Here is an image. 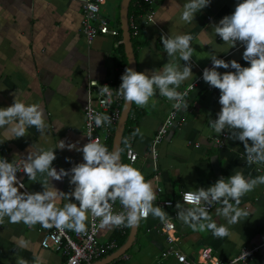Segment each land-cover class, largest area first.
I'll list each match as a JSON object with an SVG mask.
<instances>
[{
  "label": "crops",
  "instance_id": "0c3cea01",
  "mask_svg": "<svg viewBox=\"0 0 264 264\" xmlns=\"http://www.w3.org/2000/svg\"><path fill=\"white\" fill-rule=\"evenodd\" d=\"M81 2L82 0H0V108L11 106L15 100L26 105L37 104L43 109L46 123L43 135L35 127H31L27 129L26 136L18 138H14L10 126L0 128V154L8 162H18L22 166L31 146L32 151L54 148L56 159L52 166L57 171L60 168L70 170L73 165L83 162L81 152L55 147L59 140L84 145L83 108L88 80H107L120 73L122 75L125 67H128L120 27L122 0H106L100 7L102 18L117 23L114 28L118 35H98L90 46L81 32ZM186 2L187 0H155L153 19L146 22L141 17L143 21L137 27L138 32L131 35L135 37L134 43L132 39L131 42L136 71L149 75L152 70L161 69L168 61L179 64L181 69L186 63L178 57L167 56L162 35L193 36V74L177 89L181 93L205 67L212 65L210 55L213 52L217 58L226 62L234 59L242 67L249 66V62L243 59L244 45L237 42L236 47L228 48L215 35L212 27L225 15L232 14L241 0H210L207 7L195 14L192 23L180 20L183 4ZM107 3L110 16L105 14ZM132 8L133 4L129 2L127 18L131 16L129 12L131 13ZM129 31L131 32L130 28ZM120 43L123 45L122 50L117 46ZM217 71L223 74L235 70L229 67L218 68ZM219 96V89L210 87L203 80L187 93L185 99L188 109L177 111L175 126L158 146L155 161L148 156V150L157 128L172 109L173 101L157 93L145 107L132 103L134 111L130 117L134 122L133 132L127 136L123 149L121 138V161L128 164L124 150L127 145L132 146L138 154L133 167L144 174L145 180L150 181L157 192L154 206L156 204L162 207L160 204L164 200L174 202L172 206L162 208L166 212V218L174 223L173 235L176 239L173 243H167L163 234L158 232L163 220L149 215L137 225L135 237L126 250L103 264H178L173 257H160L161 251L170 247L197 259L199 250L210 246L213 256L225 260L236 255L244 246L264 242V185L257 186L241 198L240 207L246 208L249 216L240 223L227 225L225 218L216 214L219 206L208 211L214 222L229 228V236L223 239L213 237L207 230L194 231L173 216V213L177 215L175 205L180 202L179 196L183 190L207 188L220 177L227 179L237 170H242L246 178L264 175V164L248 166L246 160L242 159L245 153L242 142L226 138L222 146L214 143V138L220 135L210 127V121L217 118L221 109ZM123 104L124 101L122 106ZM136 129L142 135L133 136ZM113 137L114 132L111 151ZM66 157L71 158L70 161ZM18 178L24 184V189H19L21 192L43 191L39 181H43L44 176L38 174L37 181L33 182L21 172ZM49 181L54 187L49 184V190L63 193L74 190V185L69 184V177H64L62 181L49 178ZM69 202L78 203L74 198L70 197L69 201L65 196H58L55 205L62 208ZM182 206L190 207L186 204ZM38 227L39 224L33 228L23 223L11 224L5 217L0 224V264H16L17 256L23 257L28 264H61L65 260L62 250L54 246L41 247L42 236ZM130 230L131 227H125L123 233L114 237L118 247L94 263L104 261L121 249ZM113 234L114 227L101 228L99 239L105 241L112 238ZM21 242L26 247L18 248ZM124 255L128 258L125 259ZM237 264H264V245L250 259Z\"/></svg>",
  "mask_w": 264,
  "mask_h": 264
},
{
  "label": "clouds",
  "instance_id": "9594fccd",
  "mask_svg": "<svg viewBox=\"0 0 264 264\" xmlns=\"http://www.w3.org/2000/svg\"><path fill=\"white\" fill-rule=\"evenodd\" d=\"M209 4L210 0H187L183 4L180 20L192 23L195 14ZM212 27L215 35L228 48L236 47L237 42L244 45L243 59L249 62V66L242 67L234 59L226 62L217 58L215 52L210 55L212 67L203 69L202 79L210 87L219 89L221 105L217 118L210 121V127L218 135L227 132V139L243 143L245 153L242 159L246 160L248 166L264 164V0H241L232 14L225 15ZM161 40L169 58L178 57L186 62L183 68L168 61L149 75L126 67L116 95L126 103L145 107L158 93L173 101L172 107L176 111H186L187 92L181 93L177 89L193 74V36L162 35ZM229 67L235 71L223 74L217 71L218 68ZM100 93L107 95L106 103L112 102L110 87H101ZM88 118L94 121L96 127L111 124V118L105 114L90 113ZM5 126H10L14 138L26 136L27 129L31 127L43 135L46 130L43 109L37 104L26 105L15 100L11 106L0 108V128ZM138 134L142 135L136 129L133 136ZM88 137L89 142L83 146H78V142L59 140L55 147L83 154V162L73 165L70 170L60 168L57 171L52 166L56 159L54 148L32 151L31 146L22 166L0 158V224L7 217L11 224L23 223L29 228L40 224L44 228L55 227L61 231L67 229L83 234L87 230L89 215L99 219L101 228L134 227L149 215L164 220L166 212L162 207L154 206L157 192L151 182L145 180L144 174L132 165L122 163L120 149L109 151L99 140H93L90 135ZM65 159L70 161L71 158ZM19 171L33 182L37 181L38 174L44 176V180L39 181L43 191L21 192L19 189L24 188V184L17 178ZM64 177H69V184L74 185L73 191L63 193L49 190V178L62 181ZM259 185H264V175L246 178L242 170H237L227 179L220 177L207 188L183 192V203L177 202L175 205L178 210L176 217L194 231L207 230L213 237L223 239L229 236V228L214 222L208 207L219 204L221 207L216 209V214L225 218L227 225L240 223L249 216V211L240 207L241 198ZM58 196H65L69 201L70 197L74 198L78 203L69 202L62 208L56 207ZM116 202H119L122 211H114ZM184 204L190 207H183ZM17 247L24 248L26 245L21 242ZM16 264H28V261L17 256Z\"/></svg>",
  "mask_w": 264,
  "mask_h": 264
},
{
  "label": "built area",
  "instance_id": "2783aa9c",
  "mask_svg": "<svg viewBox=\"0 0 264 264\" xmlns=\"http://www.w3.org/2000/svg\"><path fill=\"white\" fill-rule=\"evenodd\" d=\"M106 0H82L81 2V32L85 38V41L88 46H90L94 39L98 35H118V31L111 27L107 21L100 16V7L105 3ZM138 2L144 3L146 9L143 14V19L151 21L154 17V2L155 0H138ZM128 25L131 30V35H136L138 28L135 22L133 15L128 18ZM220 38V37H219ZM210 65L208 68H211ZM201 73L193 80L187 87L184 89V92L192 91L200 82H202ZM121 73L118 75L112 76L107 80L99 81L96 79L88 80L86 84V103L83 108L84 113V124H83V135H84V144L89 142V135L93 140H99L100 143L104 144L109 151L111 147L109 145V138L113 136V132L118 123L123 98L116 95V90L119 88L121 83ZM103 86H108L113 92L112 102L106 103L107 95H101L100 88ZM105 114L111 118V124H105L103 127H96L94 121L89 120V114ZM178 112L172 107L169 114L165 120L157 128L151 145L148 150V156L156 160L158 156V146L164 141L168 132L175 126L177 120ZM227 138V132L223 135L214 138V143L218 146H222L224 139ZM124 155L128 164L134 166L138 160V154L133 149L132 146L127 145L124 150ZM0 158H3L0 154ZM4 159V158H3ZM15 165L21 166L18 162H14ZM22 171L17 172V178ZM19 180V178H18ZM20 181V180H19ZM24 189V188H23ZM192 191V190H183L180 192L179 200L183 203V192ZM28 192V191H27ZM194 192V191H193ZM230 203H232L230 201ZM174 202L172 200H164L161 202L162 207L172 206ZM221 207L219 204H213L208 207V211H212L217 207ZM113 209L116 212L122 211V207L119 202H116L113 205ZM173 216H176V213H173ZM86 232L83 234H77L71 230H58L55 227L44 228L39 224L38 231L41 233L40 245L43 248L57 247L62 250V255L65 260L61 264H92L96 260H99L107 252L118 247L117 241L115 238H109L105 241H101L99 226V219L91 217L87 220ZM125 226L114 227V230H118L121 233L124 232ZM158 232L163 234L164 239L167 243H173L175 237L174 232V223L170 219H164L158 228ZM262 244L244 246L240 251L232 256L229 259H218L213 256L212 247L206 246L199 250L197 259L188 257L182 251L170 247L161 251L160 257L166 258L168 256L173 257L178 264H237L240 262H245L250 259L253 254H255ZM125 259L128 258L127 255L123 256Z\"/></svg>",
  "mask_w": 264,
  "mask_h": 264
},
{
  "label": "water",
  "instance_id": "95a60500",
  "mask_svg": "<svg viewBox=\"0 0 264 264\" xmlns=\"http://www.w3.org/2000/svg\"><path fill=\"white\" fill-rule=\"evenodd\" d=\"M130 0H122L121 6H120V27L122 30V37H123V45L125 48V54L127 57V62H128V67H132L135 71L137 69L136 67V60H135V55L132 49V42H131V33L129 31V25H128V18H127V12H128V5H129ZM107 23L111 27H116L117 23L111 19H106ZM132 103H126L124 101V104L121 109L120 117L118 120V123L116 125L115 131H114V137H113V143H112V150L114 149H120L121 145V138H122V133L131 109ZM137 231V226L131 227L129 237L124 244V246L117 250L114 254L110 255L107 259L104 261L92 263V264H103L104 262H107L111 260L112 258H115L119 255H121L126 248L129 246V244L133 241L135 234Z\"/></svg>",
  "mask_w": 264,
  "mask_h": 264
},
{
  "label": "trees",
  "instance_id": "16d2710c",
  "mask_svg": "<svg viewBox=\"0 0 264 264\" xmlns=\"http://www.w3.org/2000/svg\"><path fill=\"white\" fill-rule=\"evenodd\" d=\"M130 3L133 4V8L131 10V13L129 12V15H133V17L135 19V22H136V25L138 27L140 22L143 21V19L141 17H143L144 11L146 9V5L144 3L138 2V0H131ZM129 10H130V7H129ZM132 37L133 36H131V39H132ZM117 46L122 50L123 45L121 43L118 44ZM125 64H126V61H125ZM132 111H134L133 106L130 109L129 116L127 118L124 130H123V134H122V149H123V145H125V143H126L127 136L130 135L133 132L132 124L134 122L131 121V117H130ZM111 142H112V136L109 138V145H111ZM119 233H121V232L118 231V230H114V234H113L112 238L118 236Z\"/></svg>",
  "mask_w": 264,
  "mask_h": 264
},
{
  "label": "rangeland",
  "instance_id": "374dc122",
  "mask_svg": "<svg viewBox=\"0 0 264 264\" xmlns=\"http://www.w3.org/2000/svg\"><path fill=\"white\" fill-rule=\"evenodd\" d=\"M108 6H109V3H107V8H106V6H105V8H106V9H105V10H106L105 14H107L108 16H110V15H111V14H110L111 11L108 10ZM134 38H135V37L133 36V37H132V42H133V43H134ZM126 261H127V260H126Z\"/></svg>",
  "mask_w": 264,
  "mask_h": 264
}]
</instances>
